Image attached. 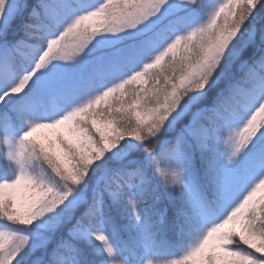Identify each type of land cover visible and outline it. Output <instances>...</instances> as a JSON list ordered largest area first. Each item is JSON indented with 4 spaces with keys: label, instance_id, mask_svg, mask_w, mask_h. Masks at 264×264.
<instances>
[{
    "label": "snow or ice",
    "instance_id": "snow-or-ice-1",
    "mask_svg": "<svg viewBox=\"0 0 264 264\" xmlns=\"http://www.w3.org/2000/svg\"><path fill=\"white\" fill-rule=\"evenodd\" d=\"M0 264H264V0H0Z\"/></svg>",
    "mask_w": 264,
    "mask_h": 264
}]
</instances>
